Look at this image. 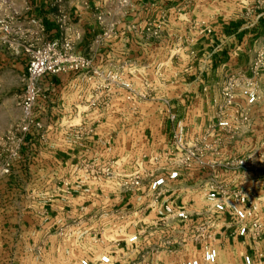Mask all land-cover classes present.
<instances>
[{"label":"crops","instance_id":"1","mask_svg":"<svg viewBox=\"0 0 264 264\" xmlns=\"http://www.w3.org/2000/svg\"><path fill=\"white\" fill-rule=\"evenodd\" d=\"M61 17L76 52L100 68L102 77L88 80L86 72H63L39 78L33 116L40 127L23 133L26 114L17 105L27 75L22 45L59 38ZM0 19L10 28L7 38L0 31V62L10 76L0 91H22L0 99V142L12 129L13 137H22L20 158L0 178V264H80L83 258L101 264L104 254L110 255V264L200 259L201 244L185 243L180 232L167 243L152 210L120 231L110 212L134 209L138 197L123 192L118 181L75 175L74 168L84 159L99 166L119 160V171L140 169L145 175L139 191L144 193L147 173L158 170L151 158L170 148L172 113L185 122L191 139L224 113L236 130L221 134L223 158L255 154L264 140V65L258 67L256 58L264 40V0H6ZM33 19L42 23L43 32L37 33ZM155 29L159 35L152 34ZM223 50L227 55L219 61L216 53ZM109 72L120 82L109 85ZM232 78L241 85L235 106L224 112L222 92ZM122 83H130L132 90ZM245 84L258 96L253 104L241 94ZM100 85L111 91L95 100ZM215 175L250 195L258 192V215L264 221V171L218 170ZM205 179L197 166L182 169L162 201L206 207L197 193ZM78 220L86 233L66 229ZM211 222L216 264H246L248 255L251 264H264V236L259 243L251 233L239 236L227 214ZM100 228L102 236L96 239ZM138 230L139 241L126 243Z\"/></svg>","mask_w":264,"mask_h":264},{"label":"built area","instance_id":"2","mask_svg":"<svg viewBox=\"0 0 264 264\" xmlns=\"http://www.w3.org/2000/svg\"><path fill=\"white\" fill-rule=\"evenodd\" d=\"M5 1L0 0V5ZM99 20H102V18L100 17ZM32 23L40 28L37 33L44 31L42 23L38 20L33 19ZM58 23L61 30L59 38L48 41H39L35 38L32 42L22 45L27 58V75L17 105L26 114V123L21 129L23 133L29 132L32 126L40 127V123L33 116V109L39 96L37 87L39 78L63 72H86L90 74L88 80L102 77L103 71L100 68L93 67L89 59L76 52L75 43L67 34L66 18L61 17ZM0 31L5 34L4 38H7L10 28L4 19H0ZM159 31L155 29L151 32L153 35H159ZM256 58L257 66L262 67L264 65V40L260 44ZM107 77L109 85L120 82L119 75L116 73L109 72ZM121 85L129 91L132 90L130 83H122ZM239 85L241 83L238 82V79L232 78L223 89L224 112L235 106ZM110 91L108 85L96 87L95 100L101 99L102 94ZM241 94L249 104L255 103L258 99L256 92L248 84H245L244 88L241 89ZM137 95L143 99L147 97L144 93ZM92 105L95 106L97 103L92 100ZM239 118L243 121L248 119L243 112H240ZM170 121L172 122L170 148L151 158L154 163L158 164V170L147 173L149 186L144 193L140 194V189L145 175L141 173L140 169L130 173L119 171L115 168L116 165L119 166V160L99 166L94 161L84 159L74 168V174L78 175L83 172L89 176L88 178L93 177L111 182L118 181L123 192L132 193L138 197V205L134 209H119L113 213L110 212V215L115 217L113 219L115 223H118L119 227L117 225L116 227L120 231L124 230V224L137 225L140 216L152 210L158 215L155 226H163L162 230L168 236L167 243L178 239V232L183 234L181 240H184L185 243H200L203 250L202 257L200 259H186L181 261L180 264H216L218 250L211 243L213 235L210 229L213 224L211 220L217 215L227 214L233 218L239 236L244 237L251 233L255 242H261L264 236V221L258 215L259 202L261 201L260 194L256 192L250 195L240 188L230 187L218 181L215 174L218 170L264 171V140L255 154L251 153L247 156L224 159L218 148L222 143L221 134L236 130L229 116L221 113L215 122L206 126L205 131L200 136L192 139L187 137L188 130L183 120L178 119L172 113L170 114ZM21 142V136L15 138L12 145L3 150L4 154L1 153L3 156L0 160V178L10 174L14 163L20 158ZM195 166L199 167L201 174L206 175L205 181L200 185V196L206 207L201 212H192L185 202L177 204L169 199L162 201L170 185L180 179L181 170L192 169ZM142 197H146L147 202L141 201ZM66 229L70 232H87L80 220L73 222L71 226H66ZM102 231L103 228L98 229L97 235L94 234L93 236L100 239ZM139 236L140 230L130 234L125 242L136 244L139 241ZM244 261L246 264H251V256H245ZM98 262L110 264L111 257L104 254L100 256ZM80 264H94V262L83 258L80 260Z\"/></svg>","mask_w":264,"mask_h":264},{"label":"rangeland","instance_id":"3","mask_svg":"<svg viewBox=\"0 0 264 264\" xmlns=\"http://www.w3.org/2000/svg\"><path fill=\"white\" fill-rule=\"evenodd\" d=\"M91 53L93 54V51L92 50H88L87 54H91ZM2 67H4V68L6 67V64L4 63V61L0 62V74L3 77V78H0V89H3V87L6 84L10 83V81H9V79H10L9 77L10 76L8 74H6L5 72H3L4 69H2ZM21 92L22 91H21L20 87L19 88L18 87L17 88H13L10 92L7 91V90H6V92L5 91L4 92L0 91V99H2L3 97L10 98V96L13 93L20 95ZM14 132H15V129L14 130L12 129L9 133H7L8 137L5 140L0 142V150H4L6 148H9L12 145V142L15 139V136L13 137ZM2 156H3V154L1 155V152H0V160L2 159ZM200 185L198 186V191H197L199 196H200ZM200 198H202V197L200 196ZM187 207L192 212H201L203 210V208H204L202 206V202L201 203L199 202L197 204L196 203L195 204H187Z\"/></svg>","mask_w":264,"mask_h":264},{"label":"trees","instance_id":"4","mask_svg":"<svg viewBox=\"0 0 264 264\" xmlns=\"http://www.w3.org/2000/svg\"><path fill=\"white\" fill-rule=\"evenodd\" d=\"M216 54L218 55L217 57H218L219 61L223 60L225 58V56L227 55L226 51H224V50L221 52H217Z\"/></svg>","mask_w":264,"mask_h":264}]
</instances>
